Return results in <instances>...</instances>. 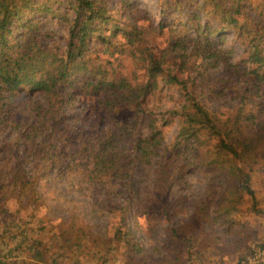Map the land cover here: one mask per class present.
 <instances>
[{
    "label": "trees",
    "instance_id": "obj_1",
    "mask_svg": "<svg viewBox=\"0 0 264 264\" xmlns=\"http://www.w3.org/2000/svg\"><path fill=\"white\" fill-rule=\"evenodd\" d=\"M164 3H172V13L184 14L177 27H170L166 41L161 34L167 23H146L147 10L133 4L131 11L143 12V23V17H128L125 23L114 19L109 0H0V124L16 128V162L0 166L4 198L13 183L16 192L24 187L23 165L29 159L52 165L68 153V145L78 143L82 145L71 157L85 161L93 181L104 178L130 188L139 165L154 160L155 205L164 189L182 182L198 166L226 181L227 190L254 195L250 180L255 164L264 159V120L258 115L264 111V0ZM62 10L74 16L67 18L69 38L59 53L46 45L44 17ZM226 28L245 46L246 55L239 61L233 60L231 47L213 38L225 37ZM118 54L130 57L135 67L127 70L116 63ZM216 75L219 81H213L216 88L209 95L228 89L238 98L228 116L202 99ZM165 88L176 91L179 99L169 119L151 105L152 97ZM24 89L39 98L23 109L18 96ZM79 100L88 103L85 113H96V133L86 145L70 107ZM172 116L178 119V130L166 141L163 127ZM120 187L111 188L102 201L116 218L112 239L140 254L143 245L127 228L128 208L116 203ZM19 204L25 206L24 199ZM51 227L58 231L54 238L63 239L65 251H81L92 236L76 220ZM42 230L45 234L47 225ZM43 246L40 238L28 245L36 263L45 261Z\"/></svg>",
    "mask_w": 264,
    "mask_h": 264
},
{
    "label": "rangeland",
    "instance_id": "obj_2",
    "mask_svg": "<svg viewBox=\"0 0 264 264\" xmlns=\"http://www.w3.org/2000/svg\"><path fill=\"white\" fill-rule=\"evenodd\" d=\"M110 13L114 19L122 23L128 17L142 18L143 12H148L150 20L146 23L157 24L160 20L167 23L165 33L161 38L166 41L170 27H177L179 16L184 14L172 13L171 4L164 0H109ZM136 9H132V6ZM57 7L61 5L57 4ZM194 6V5H192ZM63 8V6H62ZM192 8L193 7H189ZM173 10V11H172ZM133 12V13H132ZM65 10L44 17L45 30L48 37L45 40L49 48L59 53L66 49L70 33V24ZM195 20V19H194ZM124 21V22H123ZM203 24L205 22H202ZM217 27V25H213ZM171 30V31H170ZM191 33L195 29L191 25ZM225 37H213L220 41V45L231 47L232 58L239 61L246 55L245 46L235 37L234 30L226 28ZM116 63H123L125 69L135 67L133 60L127 55L118 54ZM122 61V62H121ZM223 69V66H219ZM217 70L214 69L213 71ZM223 76V75H222ZM218 75L207 85L202 97L204 103L219 113L231 114L237 99L234 93L226 89L223 93L210 96V90L216 87ZM216 81V82H213ZM160 89L157 90V92ZM218 95V96H217ZM216 96V97H215ZM38 94L23 90L18 96L19 104L27 107L30 102L38 99ZM90 101L91 96H85ZM179 103L178 94L172 89H163L152 97L151 105L158 114L165 113L171 118L169 111L175 110ZM88 106L86 100L74 101L70 104L75 115L73 121L84 137L81 142L88 144L94 139L96 113H85ZM259 121L264 120V111L259 114ZM14 125V124H13ZM178 119L172 116L169 124L164 126L166 141H170L178 130ZM85 135H88L87 138ZM75 145H68V153L56 158L54 164L47 161L29 159L24 163L22 176L24 187L16 184L10 186L6 198L0 191V262L4 264H234L238 259L246 256L255 243L264 244V159H260L254 166L250 185L254 191L251 195L246 190L229 191L227 182H220L216 175L201 166L193 167L182 182L170 189H164V194L158 197V204H154L153 170L154 160L139 165L133 185L127 188L123 183L107 179L93 181L88 177L85 161L72 158L71 152ZM60 158V159H59ZM16 162V128L11 124H0V166L9 168ZM1 172V171H0ZM7 179L6 175H2ZM216 179V180H214ZM2 180L0 174V181ZM116 183H121L120 185ZM117 189L119 207L127 206L126 224L129 231L143 245V252L138 254L124 243L112 239L113 226L116 218L103 206V197ZM17 194V195H16ZM119 195V196H118ZM256 202L254 205L253 197ZM24 199L25 206L19 204ZM76 220L81 226L92 233L91 239H85L81 251L75 248H64L63 239H55V232L51 226L70 223ZM43 225H47V232L42 234ZM22 230L26 234H21ZM250 232V233H248ZM253 232V233H252ZM248 233L251 240L249 246L242 249L240 254L230 259L221 258V252H231L222 239H243ZM34 238H40L47 252L45 261L35 262L28 250V245ZM229 254V253H228ZM216 256V262L210 256ZM243 255V256H242ZM242 256V257H241ZM214 257V256H213Z\"/></svg>",
    "mask_w": 264,
    "mask_h": 264
},
{
    "label": "crops",
    "instance_id": "obj_3",
    "mask_svg": "<svg viewBox=\"0 0 264 264\" xmlns=\"http://www.w3.org/2000/svg\"><path fill=\"white\" fill-rule=\"evenodd\" d=\"M248 233H250V232H248ZM248 233H246V235L243 237V239H222L226 243V246L231 249V252H228L229 254L227 252H221L220 260L222 258H229V257L231 259V258L237 256L238 254H240L242 249L247 248L249 246L251 240H253V239H248V235H247ZM231 255H235V256H231ZM213 256H210L209 259L212 260L213 263H215L216 262L215 258L218 255H213Z\"/></svg>",
    "mask_w": 264,
    "mask_h": 264
},
{
    "label": "built area",
    "instance_id": "obj_4",
    "mask_svg": "<svg viewBox=\"0 0 264 264\" xmlns=\"http://www.w3.org/2000/svg\"><path fill=\"white\" fill-rule=\"evenodd\" d=\"M234 264H264V244H253L250 252Z\"/></svg>",
    "mask_w": 264,
    "mask_h": 264
}]
</instances>
